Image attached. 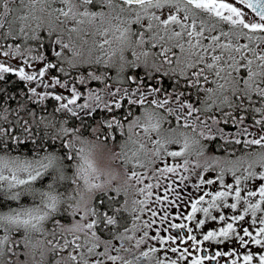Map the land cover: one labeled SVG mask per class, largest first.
<instances>
[{"label":"snow or ice","instance_id":"1","mask_svg":"<svg viewBox=\"0 0 264 264\" xmlns=\"http://www.w3.org/2000/svg\"><path fill=\"white\" fill-rule=\"evenodd\" d=\"M222 260L264 264V0H0V264Z\"/></svg>","mask_w":264,"mask_h":264},{"label":"rangeland","instance_id":"2","mask_svg":"<svg viewBox=\"0 0 264 264\" xmlns=\"http://www.w3.org/2000/svg\"><path fill=\"white\" fill-rule=\"evenodd\" d=\"M247 41H244V43H246ZM171 158H169V160H170ZM160 166H162V165H160ZM138 171H142L141 169H137ZM207 175V174H206ZM213 175H214V173H213ZM146 183L147 182H149V181H145ZM154 192H157V193H160L161 194V192H162V189H159V190H154ZM132 198H140V197H135V196H133ZM154 199V198H153ZM151 207H156L155 206V204H153V205H150ZM156 208H158V207H156ZM145 218H147V217H145ZM219 225H216L214 222H209V224L208 225H206V228H205V230H207V228H209V227H218ZM245 226H247V225H245Z\"/></svg>","mask_w":264,"mask_h":264},{"label":"flooded vegetation","instance_id":"3","mask_svg":"<svg viewBox=\"0 0 264 264\" xmlns=\"http://www.w3.org/2000/svg\"><path fill=\"white\" fill-rule=\"evenodd\" d=\"M228 247H238V246H237V245H233V244H229ZM251 247H252V249H253L254 251L256 250V246H255V245H252ZM225 250H227V249H225ZM244 251H245L244 249H240L241 254H242ZM220 264H224V261L222 260V261L220 262Z\"/></svg>","mask_w":264,"mask_h":264}]
</instances>
